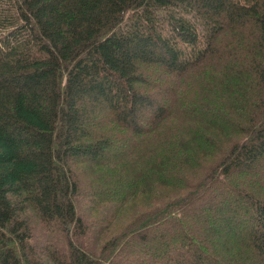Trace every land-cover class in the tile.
I'll list each match as a JSON object with an SVG mask.
<instances>
[{
  "label": "trees",
  "instance_id": "16d2710c",
  "mask_svg": "<svg viewBox=\"0 0 264 264\" xmlns=\"http://www.w3.org/2000/svg\"><path fill=\"white\" fill-rule=\"evenodd\" d=\"M46 263L264 264V0H0V264Z\"/></svg>",
  "mask_w": 264,
  "mask_h": 264
},
{
  "label": "rangeland",
  "instance_id": "374dc122",
  "mask_svg": "<svg viewBox=\"0 0 264 264\" xmlns=\"http://www.w3.org/2000/svg\"><path fill=\"white\" fill-rule=\"evenodd\" d=\"M159 74V73H157ZM82 172L84 171L88 176L90 177H95L92 173H90L89 169L90 167H87V166H84L82 165ZM92 177V178H93ZM249 179L252 180L253 177H250L249 176ZM144 201L146 202L147 201V198L145 197H142V198H138L136 200H132V203L130 205V207H128L126 210H122L120 212H118V217L115 218V222L114 224H112L111 228L112 230L115 229L116 227L117 228H120V226H122L124 224V222L128 221V218H129V214H130V211H131V208L133 205L135 204H139V203H142L141 206H143L145 203ZM151 202V200H150ZM86 206V200L85 199H81V203H80V210H81V213L84 215V217H86L87 219L89 218V220H95V219H98L100 218V216H102L103 214H108L107 211L103 210V211H99V213H96L94 210H87V208L85 207ZM111 213V211L109 212ZM37 227V230H38V226L36 225ZM35 235H34V238H35V241H42V231H41V228L39 231H35L34 232ZM53 242V241H52ZM39 244V243H38ZM52 246H54V243H51ZM46 264H50V263H46Z\"/></svg>",
  "mask_w": 264,
  "mask_h": 264
}]
</instances>
